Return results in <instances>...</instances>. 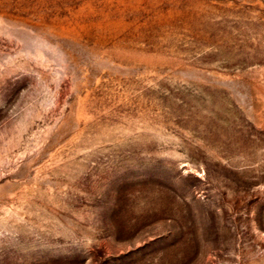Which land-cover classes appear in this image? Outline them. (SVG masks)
<instances>
[{
    "label": "rangeland",
    "instance_id": "rangeland-1",
    "mask_svg": "<svg viewBox=\"0 0 264 264\" xmlns=\"http://www.w3.org/2000/svg\"><path fill=\"white\" fill-rule=\"evenodd\" d=\"M0 264H264V0H0Z\"/></svg>",
    "mask_w": 264,
    "mask_h": 264
}]
</instances>
